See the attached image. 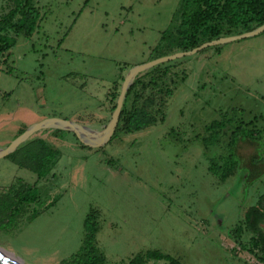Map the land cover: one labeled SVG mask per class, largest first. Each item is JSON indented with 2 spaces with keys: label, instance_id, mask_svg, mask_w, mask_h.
<instances>
[{
  "label": "rangeland",
  "instance_id": "rangeland-1",
  "mask_svg": "<svg viewBox=\"0 0 264 264\" xmlns=\"http://www.w3.org/2000/svg\"><path fill=\"white\" fill-rule=\"evenodd\" d=\"M184 1L36 0L37 31L1 57L0 149L40 125L69 130L45 127L29 137L61 152L42 179L0 154V208L20 180L38 191L33 204L0 216L1 249L25 264H64L96 209L107 264L154 249L184 264L257 261V247L241 244L253 236L245 214L264 194V175L246 186V170L226 180L221 171L240 120L264 130V25H224L221 40L194 51L201 45L177 35ZM12 7L0 0V16ZM132 79L127 111L135 94L173 89L153 109L166 119L109 140L114 106ZM251 151L241 145L243 157Z\"/></svg>",
  "mask_w": 264,
  "mask_h": 264
},
{
  "label": "trees",
  "instance_id": "trees-1",
  "mask_svg": "<svg viewBox=\"0 0 264 264\" xmlns=\"http://www.w3.org/2000/svg\"><path fill=\"white\" fill-rule=\"evenodd\" d=\"M41 11L36 0H13V7L8 13L0 16V69L1 57L8 53L17 43L19 36L32 38L39 27ZM264 25V0H185L177 35L184 44L192 46L203 45L221 36L222 26L229 27ZM204 37L198 44L199 36ZM7 59V58H6ZM166 73V72H165ZM138 82V81H137ZM137 82L132 84L122 103L119 117L115 120L109 140L118 138L121 134H130L145 130L151 126L163 123L165 114L154 113V108H162L164 99L173 96L172 88L152 91L150 95L135 94L131 109L127 111V103ZM143 91L148 84L141 82ZM144 93V92H143ZM118 104L114 106L117 109ZM264 130L252 127V122L240 120L230 141L229 164L221 171L222 179L226 180L239 169L246 170L245 184L252 185L264 175ZM242 144H248L252 151L247 158L240 154ZM61 155L60 150L53 147L46 139L36 137L20 143L11 153L4 155L15 165L28 169L38 176L46 177L53 164ZM219 166H211L215 171ZM13 194L4 196V205L0 208V216L8 214L18 205L33 204L37 201V184H29L20 180ZM16 205H12L15 203ZM246 229L253 234L248 244L242 247L252 252L251 246H256L257 261L249 264H264V194L260 196L257 205L248 208L245 214ZM100 231L98 212L91 209L84 221V238L78 252L64 264H107L106 257L97 246V234ZM148 260L165 261L167 264H184L169 253L158 249L150 250L145 255H137L130 264H146Z\"/></svg>",
  "mask_w": 264,
  "mask_h": 264
},
{
  "label": "water",
  "instance_id": "water-1",
  "mask_svg": "<svg viewBox=\"0 0 264 264\" xmlns=\"http://www.w3.org/2000/svg\"><path fill=\"white\" fill-rule=\"evenodd\" d=\"M222 38H220L219 40H221ZM229 40V39H228ZM215 42L217 41H212V42H209V43H206V44H203L201 45L200 47L196 48V50L194 51H199L209 45H212L214 44ZM152 64V63H151ZM150 65V64H148ZM139 71V70H138ZM135 77V76H134ZM133 84V79L132 81L128 84V86H126L122 92V94L120 95V99H119V102H118V107H117V111H116V114L114 115L111 123H110V126L108 128V131H112V127L115 123V120L117 119V117H119L120 115V112H121V109H122V101L124 100V97H125V93L127 92V90L129 89V87ZM45 127H54V128H60V129H68L69 130V127L66 126V125H53V124H45V125H40L36 128H34L33 130L31 131H27L26 133H24L23 135H21L18 139H16L13 143H12V146L8 149V150H1L0 149V154L1 156L4 157L5 154L7 153H11L13 152L19 145L21 142L23 141H26V140H29V137L34 134L36 131H38L39 129L41 128H45ZM72 130H79V131H85L83 129H80V128H76V127H72ZM0 264H25L23 263L20 259H18L17 257L14 256V254L8 252V251H5L3 249L0 248Z\"/></svg>",
  "mask_w": 264,
  "mask_h": 264
},
{
  "label": "flooded vegetation",
  "instance_id": "flooded-vegetation-1",
  "mask_svg": "<svg viewBox=\"0 0 264 264\" xmlns=\"http://www.w3.org/2000/svg\"><path fill=\"white\" fill-rule=\"evenodd\" d=\"M165 264H167L165 261H164Z\"/></svg>",
  "mask_w": 264,
  "mask_h": 264
},
{
  "label": "crops",
  "instance_id": "crops-1",
  "mask_svg": "<svg viewBox=\"0 0 264 264\" xmlns=\"http://www.w3.org/2000/svg\"><path fill=\"white\" fill-rule=\"evenodd\" d=\"M256 202L258 203V201L256 200Z\"/></svg>",
  "mask_w": 264,
  "mask_h": 264
}]
</instances>
